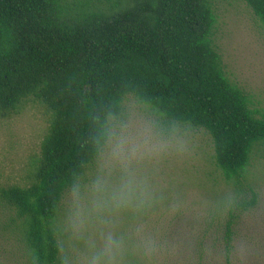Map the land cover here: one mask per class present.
<instances>
[{
    "label": "trees",
    "instance_id": "1",
    "mask_svg": "<svg viewBox=\"0 0 264 264\" xmlns=\"http://www.w3.org/2000/svg\"><path fill=\"white\" fill-rule=\"evenodd\" d=\"M218 0H0V118L29 102L49 125L24 186L1 198L16 211L32 264H60V202L95 163L128 95L164 122L210 137L226 180L239 182L264 145V113L226 75L214 44ZM264 26V0H243ZM257 203L238 201L224 228Z\"/></svg>",
    "mask_w": 264,
    "mask_h": 264
},
{
    "label": "rangeland",
    "instance_id": "2",
    "mask_svg": "<svg viewBox=\"0 0 264 264\" xmlns=\"http://www.w3.org/2000/svg\"><path fill=\"white\" fill-rule=\"evenodd\" d=\"M215 11L224 71L264 113V26L243 0H218ZM48 125L33 102L0 118V192L29 183ZM213 153L203 129L170 125L128 95L100 156L60 202V264H264V145L239 182L224 178ZM250 188L257 203L235 221L226 249L229 211ZM18 223L0 196V264H32Z\"/></svg>",
    "mask_w": 264,
    "mask_h": 264
},
{
    "label": "clouds",
    "instance_id": "3",
    "mask_svg": "<svg viewBox=\"0 0 264 264\" xmlns=\"http://www.w3.org/2000/svg\"><path fill=\"white\" fill-rule=\"evenodd\" d=\"M111 248H112V242L109 241V243L106 245V249H107L108 251H111ZM96 264H99V261H98V260L96 261Z\"/></svg>",
    "mask_w": 264,
    "mask_h": 264
}]
</instances>
